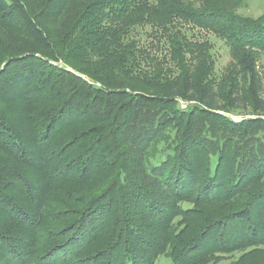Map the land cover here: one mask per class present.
I'll return each instance as SVG.
<instances>
[{
    "label": "trees",
    "instance_id": "obj_1",
    "mask_svg": "<svg viewBox=\"0 0 264 264\" xmlns=\"http://www.w3.org/2000/svg\"><path fill=\"white\" fill-rule=\"evenodd\" d=\"M241 3L0 0V264H264V16Z\"/></svg>",
    "mask_w": 264,
    "mask_h": 264
},
{
    "label": "rangeland",
    "instance_id": "obj_2",
    "mask_svg": "<svg viewBox=\"0 0 264 264\" xmlns=\"http://www.w3.org/2000/svg\"><path fill=\"white\" fill-rule=\"evenodd\" d=\"M34 13H38L39 0H26ZM194 1V0H189ZM238 15L243 17L257 18L260 16H264V0H242L241 5L235 10ZM52 32L56 30L52 25L49 26V30ZM207 37L211 43L213 44V53L215 56V73L217 75L223 73L226 65L230 61V56L228 54L227 47L223 44L222 41L214 38L211 35L205 36ZM6 44V41L4 42ZM260 76H259V84L260 92H259V101L262 102L261 105L264 107V52L259 54L258 61ZM243 112V111H240ZM235 120H238L240 116H233ZM236 258V257H235ZM231 260L225 259L224 261H220L219 263L228 264ZM155 264H171V261L165 256H160Z\"/></svg>",
    "mask_w": 264,
    "mask_h": 264
}]
</instances>
